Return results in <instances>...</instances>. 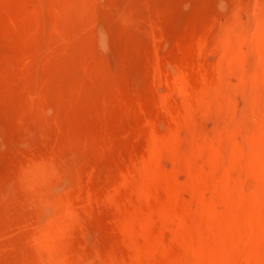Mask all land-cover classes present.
Returning a JSON list of instances; mask_svg holds the SVG:
<instances>
[{"label": "rangeland", "instance_id": "obj_1", "mask_svg": "<svg viewBox=\"0 0 264 264\" xmlns=\"http://www.w3.org/2000/svg\"><path fill=\"white\" fill-rule=\"evenodd\" d=\"M75 1L0 0V264H264V0Z\"/></svg>", "mask_w": 264, "mask_h": 264}, {"label": "bare ground", "instance_id": "obj_2", "mask_svg": "<svg viewBox=\"0 0 264 264\" xmlns=\"http://www.w3.org/2000/svg\"><path fill=\"white\" fill-rule=\"evenodd\" d=\"M73 1H75V0H73ZM67 2L68 3H70L71 4V2H72V0L70 1H68L67 0ZM89 2H90V0H76L75 2H73L72 4H73V6L71 5L70 7H72V9H69L68 11L66 10V12H70V14H71V11L73 12V11H75L76 12V10L79 12L80 10H82V8L84 9V7L87 9V7H88V9H89ZM66 3V2H65ZM69 4V5H70ZM75 4V5H74ZM234 5V4H233ZM28 6V5H27ZM26 6V7H27ZM235 6H237V5H235ZM241 6V5H240ZM25 7V6H24ZM30 7V6H29ZM75 8H78V9H75ZM19 9V8H18ZM75 9V10H74ZM87 9V10H88ZM21 10V9H20ZM28 10H29V8H28ZM28 10H26V11H28ZM31 10V9H30ZM29 10V11H30ZM65 10V9H64ZM64 10L62 11V12H64ZM22 11V10H21ZM19 12V11H18ZM22 12H24V11H22ZM81 12V11H80ZM85 13V12H84ZM83 13V14H84ZM82 14V15H83ZM214 15V14H213ZM212 15V16H213ZM70 16V15H69ZM61 17V16H60ZM66 17V16H65ZM78 17V16H77ZM235 17V16H234ZM67 18V17H66ZM65 18V19H66ZM20 19V18H19ZM21 20V19H20ZM19 20V21H20ZM61 21V20H60ZM65 21H67V20H65ZM62 22H63V20H62ZM74 22V21H73ZM73 22H70V23H73ZM17 24V23H16ZM66 25V24H65ZM69 26V25H68ZM75 26L76 27H74V25H73V27L75 28V29H77V28H81V29H83L84 30V26H83V28L82 27H80L79 25H77V24H75ZM78 26V27H77ZM23 27V26H22ZM55 27V26H54ZM73 27H69V28H67V29H70V28H73ZM206 27V26H205ZM210 27V26H209ZM73 28V29H74ZM55 29H57V28H55ZM74 29V30H75ZM217 29V28H216ZM59 30H60V27H59ZM78 30V29H77ZM223 30V29H222ZM58 31V30H57ZM79 31V30H78ZM86 31V30H85ZM87 31H89L88 29H87ZM221 31V30H220ZM59 32V31H58ZM225 32V31H224ZM71 33V32H70ZM235 33V32H234ZM59 34V33H58ZM67 35V34H66ZM74 35V34H73ZM72 35V36H73ZM87 35V34H86ZM92 35V34H91ZM82 36V35H81ZM83 36H84V34H83ZM78 37H80V35L78 36ZM91 37V36H90ZM59 38V37H58ZM63 39V38H62ZM89 39V38H88ZM69 44V43H68ZM60 47V46H59ZM59 49V48H58ZM80 50V49H79ZM57 51V50H56ZM65 52V51H64ZM69 53V52H68ZM214 78V77H213ZM176 83V82H175ZM172 84H174V82L172 83ZM172 84H170V87H172V86H174V85H172ZM177 85V84H176ZM178 86V85H177ZM167 90H169V89H167ZM177 91H179V90H176V89H173V87H172V89L170 90V91H168L164 96H163V98H161V101H162V103H160V106L158 105V107L156 108V114L157 115H159V116H161V118L162 117H164L163 119H167L168 117H170L169 115V113L171 112L170 110H172V108H173V106L175 107V106H177V105H181V104H183L182 102H184V101H187V100H185V95L182 93V94H180V91H179V93L177 92ZM182 95L184 96V98L182 97ZM187 97V96H186ZM191 98V97H190ZM189 102V101H188ZM185 104V103H184ZM183 106V105H182ZM179 108V107H178ZM173 112H174V110H173ZM172 116V115H171ZM159 118V117H158ZM171 119H172V117H171ZM168 122L169 120L167 119V120H165V122ZM157 122V121H156ZM168 124H169V122H168ZM156 130V129H155ZM152 137V136H151ZM164 137V136H163ZM161 138V137H160ZM153 139H155V138H153ZM149 149V148H148ZM150 150V149H149ZM264 205V204H263ZM200 214V213H199ZM215 217V216H214ZM213 218V217H212ZM209 219V218H208ZM204 221V220H203Z\"/></svg>", "mask_w": 264, "mask_h": 264}]
</instances>
